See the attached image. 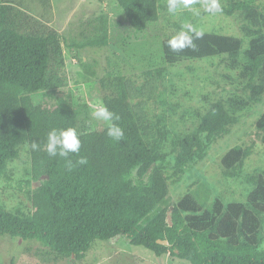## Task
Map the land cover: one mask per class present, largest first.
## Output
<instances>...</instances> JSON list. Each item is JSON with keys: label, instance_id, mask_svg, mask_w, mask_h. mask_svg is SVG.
<instances>
[{"label": "trees", "instance_id": "obj_1", "mask_svg": "<svg viewBox=\"0 0 264 264\" xmlns=\"http://www.w3.org/2000/svg\"><path fill=\"white\" fill-rule=\"evenodd\" d=\"M160 1L117 3L133 29L143 32L159 20ZM214 1L211 12L238 16L249 38L248 49L243 51L244 39L218 33L167 36L163 41L167 66L144 73L159 79L165 88L150 98L155 106L144 116L130 100L128 77L107 70L100 78L98 98L91 95L94 103L105 106L118 141L117 149L106 152L101 146L64 142L74 132L94 129L91 104L82 94L64 95L53 104L47 97L70 85L65 47L73 51L87 44L109 45V21L101 15L92 18L88 42L68 43L49 22L10 0H0V184L11 181L10 164L26 149L30 167L21 182L31 203L26 209L0 204V235L37 240L50 255L63 260L85 258L97 240L127 236L132 245L159 258L168 255L190 264H264V170L245 169L259 144L264 146V112L254 129L245 132L248 138L220 158L226 177L242 178L250 187L246 200L213 198L198 179L179 200L168 203L171 187L264 100V0ZM206 58H216L228 71L237 72V78L228 73L222 76L231 80L235 92L210 99L196 110L191 126L180 130L173 118L176 110L167 98L166 84L174 79L168 65ZM179 119L186 117L181 113ZM125 171L139 198L146 190L159 201L151 213L131 193L114 201L111 186Z\"/></svg>", "mask_w": 264, "mask_h": 264}, {"label": "rangeland", "instance_id": "obj_2", "mask_svg": "<svg viewBox=\"0 0 264 264\" xmlns=\"http://www.w3.org/2000/svg\"><path fill=\"white\" fill-rule=\"evenodd\" d=\"M28 10L36 17L42 18L55 26L68 43L76 40L79 44L88 42L92 35L90 21L103 16L112 27L111 43L104 47L84 48L65 47L68 60L70 85L62 91L48 95L51 104L59 97H77L80 94L91 104V116L94 129L88 133L73 134L64 138L71 145L96 147L101 146L106 152L117 149L115 135L109 127V117L102 103H94L101 92L100 78L107 70L113 75H126L132 104L144 116L149 107H154L150 98L165 87L159 79L148 77L144 73L150 69L166 67L163 53V41L167 36L178 35L187 37L193 32H209L239 37L244 39L243 51L249 47V38L241 30L238 16H229L220 12H211L216 5L214 0H162L159 9L160 18L151 23L143 32H136L131 26L117 0H10ZM164 7V8H163ZM84 43H80L83 42ZM216 58H206L186 62L180 66L168 65L174 73V79L168 81L167 98L176 110L174 115L178 129L191 126L195 112L207 105L210 99L228 97L234 93L223 74L237 72L228 71L220 65ZM194 69V70H192ZM173 93V94H172ZM158 96H156L157 98ZM209 97L208 100L205 98ZM134 100V101H133ZM179 105V106H178ZM105 110V112H104ZM158 112L161 110L158 108ZM104 112V113H103ZM264 112V100L252 111L241 118V123L225 139L216 142L209 150L206 158L196 164L185 178L171 187L168 203L179 200L194 181L201 179L212 197L222 196L227 201H244L248 187L242 178L226 177L219 165L220 158L232 147L248 137L246 131L254 129V122ZM181 113L186 119L180 120ZM107 140V141H106ZM106 141V142H105ZM70 144V143H69ZM30 167L26 149L21 157L10 164L12 179L9 183L0 184V204L9 208L31 206L21 182L26 178V169ZM264 170V146L259 144L256 154L246 160L245 169ZM130 173L119 174V181L111 186L114 201L119 202L123 195L131 193L137 201L144 204L147 212L158 205L159 201L152 198L147 191L139 198L137 189H133ZM250 188V187H249ZM261 248H264V232ZM0 264H190L177 257H156L151 251L141 246L132 245L127 236L117 239L97 240L83 259H56L49 250L37 240L24 241L10 235H0Z\"/></svg>", "mask_w": 264, "mask_h": 264}, {"label": "water", "instance_id": "obj_3", "mask_svg": "<svg viewBox=\"0 0 264 264\" xmlns=\"http://www.w3.org/2000/svg\"><path fill=\"white\" fill-rule=\"evenodd\" d=\"M37 185H38V182H35L34 183V187H36ZM168 220H169V223L172 225L173 224V220H172L171 210L168 213ZM158 241L160 243L168 244V241L167 240H158Z\"/></svg>", "mask_w": 264, "mask_h": 264}]
</instances>
